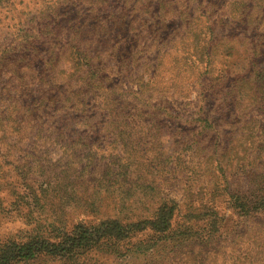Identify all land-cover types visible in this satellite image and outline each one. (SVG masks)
Returning <instances> with one entry per match:
<instances>
[{
  "label": "trees",
  "instance_id": "1",
  "mask_svg": "<svg viewBox=\"0 0 264 264\" xmlns=\"http://www.w3.org/2000/svg\"><path fill=\"white\" fill-rule=\"evenodd\" d=\"M14 1L0 0V30L10 35L0 44V159L17 149L21 137L14 139L11 132L25 115L38 124L36 156L42 138L48 141L54 133L46 122L49 112L61 117L56 141L79 134L72 120L89 104L99 109L93 107L102 96L108 62L126 71L138 68L139 103L130 114L107 110L104 132L116 154L113 167L102 171L97 182L95 171L88 175L89 195L83 185L95 152L85 160L76 157L81 138L62 146L72 162L63 177L57 176V189L64 203H73L71 210L83 206L99 218L97 223L79 222L66 230L64 218L55 213L64 216L69 206L57 203L51 184L36 187L23 169L27 165L13 166L17 174L8 192L10 206L31 229L22 241L0 242V264H92L96 252L120 259L118 264H221L226 229L234 230L236 223L229 225L219 205L226 202L242 223L264 220V0H199L195 10L193 0H41L37 9L30 6L34 0H19L22 11L17 13ZM115 1L121 4L117 12L112 11ZM234 28L241 31L240 39L225 36ZM167 58L177 68L174 79L184 69L195 84L210 75L208 97L219 99L223 112L215 125L198 105L194 132L182 135L173 144L181 148L172 153L163 146L157 120L169 117V104L152 106L144 97L155 89L147 70L161 67ZM176 92L157 91L168 102ZM14 96L16 104L21 100L22 115L12 108ZM88 96L94 102H84ZM146 125L150 130L143 129ZM211 132L215 140L205 146ZM242 182L248 191L240 190ZM166 189L181 191L183 200L168 197ZM242 236L230 246V264H264V254L257 251L260 236Z\"/></svg>",
  "mask_w": 264,
  "mask_h": 264
},
{
  "label": "rangeland",
  "instance_id": "2",
  "mask_svg": "<svg viewBox=\"0 0 264 264\" xmlns=\"http://www.w3.org/2000/svg\"><path fill=\"white\" fill-rule=\"evenodd\" d=\"M198 1L199 0H193L191 9L195 10L198 7ZM226 1L227 0H220V3L226 4ZM18 2L19 0L14 1V13L22 11L21 6L18 4ZM119 2L120 1L114 2L112 11L117 12L120 10L121 4ZM39 4H42L41 0H34L33 2H31L30 6L34 9H37L40 7ZM254 16L258 19L260 18L259 14H255ZM41 31L42 29L40 28L39 32ZM5 33L8 34L7 29L2 28V30H0V44L5 42L4 40H2L4 37H10L9 34L5 35ZM181 33L182 36L186 35L183 29H181L180 34ZM240 33L241 31L239 29L234 28V30L232 29L228 33H226L225 36L229 38L240 39ZM217 34L219 36H222V34H224V28H218ZM55 36L56 35L54 33L52 37L55 38ZM183 42V44L187 45V42L189 41L184 40ZM234 45L237 46L235 42ZM137 64H140V62H137ZM174 64V61H171L170 58H167L165 59V61H163L161 67H157V69L152 67L147 70L146 77L147 79L154 82L155 89L148 92L147 96H144L146 98L150 97V104L152 106H160V104H158L157 102H165L166 104H169V117H163L162 110H159V112L156 110L159 115L162 116L161 118L157 119L162 127V129H160V136L163 140V146L168 148L169 153H172L173 150L178 151L181 148L179 145L173 146V144H178L183 138L182 135L194 132L192 130L191 123L198 116L196 114L198 105L202 106L204 112L206 111V113L211 116V118H213V122L215 123V125L219 124V120H221L220 114H223L222 111H219V99L216 100L215 98L208 97L211 93L210 75L203 78V82H201L200 84H195L192 73L188 69H184V71L180 73L179 78L174 79L173 76L178 73L177 68ZM214 65L218 67L217 63H215ZM107 66V74H104L106 76V79L104 80L106 81L104 82L105 85L103 93L101 94L102 96L99 98L96 97L97 106L93 107L99 109L92 110L90 109V107L92 108V106L94 105H88L86 103V105L90 106L89 109H86V113L85 111L83 114L77 113L79 115L78 118L75 119V121L72 120L74 123L79 124V127H76L79 131V134H65L62 143L56 141L55 139L57 138L58 132H60V129L62 128V126L59 125V123H61V117L58 118L57 114L49 112L47 114L48 118L46 122L49 123L48 125L52 124L54 133L53 135H51L50 140L48 141H44V139L42 138L40 142L41 145L39 146L38 150V155L36 156L33 132L37 129L38 124H36L33 119L29 118L27 115H25L24 118L17 120L18 126L15 125V128H13L14 132L11 133L14 139L17 137H21V140L19 141L17 149L10 157L0 159V242L22 241L23 239H25L31 229V226L26 223L27 221H25V219L21 217V215L16 211V207L10 206V201H12V198L9 196L8 192L12 188L11 181L14 180V176H16L17 174L13 166H18L21 168L23 165H27L23 169L26 170V173L30 175L31 184L36 185V187H43L44 185H48V183H50V186H52L53 188V193L57 196L55 200L58 204H63L64 199L61 197V194L57 189L59 180L56 178L58 175H60V177H63L65 172L69 171L68 166L66 167L67 162H72V160H69L72 158L69 153L64 155V149H62V146H72L81 138V140H84L83 148L80 146L77 147L76 151L78 153L74 149L76 157L81 158V160H85L90 152H95L92 153L95 156V162H93L92 165L88 166V170L86 172L87 181L83 185L87 187L86 190H83L85 195H89L91 193L92 184L88 182V175L93 174L92 171H95L94 177H96L95 182H97L98 179L103 176L102 171H104L107 167H113V156L116 154L114 148L116 147L113 146L110 136H107L104 132V130L108 128V126L105 125L107 110H116V112L122 111V113L125 112L126 114H130L135 105H138L139 102L137 103V101H135V93H137L138 87L136 79L134 78V75L138 71V68L135 69L133 67H129L126 71L125 68H117L114 62H108ZM7 78V75L3 76L4 80ZM165 89L167 90V92H172V90L178 91L176 92L178 93V95L174 94L173 101L168 102L164 99H159L160 94H158L157 91ZM204 96L207 99L206 102L202 101ZM15 98L16 96H14V99L11 100L12 108H14V110H20L19 106L21 105V100H19L16 104ZM101 99H106L109 105L106 106V104H102ZM24 101H26V99H24ZM84 102L90 103L94 101L91 97L88 96L86 97ZM186 103H189V106L183 107L180 105ZM1 109L4 110L5 108ZM22 114H24V112L20 110L18 115ZM255 115L256 114L253 113V116ZM73 122H70V124H73ZM54 123H57V126H55ZM147 126L148 125L144 126L143 128L146 131L150 130ZM20 129L26 130L28 131V133L18 134L16 130ZM214 135L215 134L212 132L208 133L205 146H210V143L215 140ZM89 149L90 151H88ZM234 181L236 184L240 182L236 181V179ZM241 184L242 185L240 187V190L248 191L245 183L242 182ZM165 194H167V196L170 198H176V200L178 201L181 199L183 200L181 191L179 192L166 189ZM64 204L66 206H69L64 209V216H62L60 212L55 214H57L56 216L58 217L64 218L66 230L70 229L73 224L79 222H84L86 224H95L98 222L97 219L99 218H92L90 215H88V209H86L85 207L79 206L78 208H75V210H71V207L73 206L72 202ZM219 210L224 214L226 218L231 219L229 225H231L232 223H236L235 227L232 228L234 230L231 231L230 227L229 229H226L227 233L229 234L226 235L223 245L227 247V250H225V259L223 258L221 264L232 263V260L230 258V256L232 255V253L230 252V246H233V244L236 243L234 241L238 242L239 239L243 238L242 234L253 237L260 236L262 246L261 248H257V251L264 254V220H259V222L258 220L254 221L253 219H247L242 223L241 221L243 218H237L234 213H232V210L229 208L227 203L224 201L219 205ZM135 213L137 214V212ZM144 216H146V214H144ZM262 216L263 215L261 214L256 218H261ZM176 220L178 223H180L179 218H176ZM255 251L256 250L254 249L248 254L253 255ZM121 262L122 261L120 259H115L112 256L109 257L99 252L91 255L92 264H118ZM32 264L57 263L37 261ZM216 264H220V261H218Z\"/></svg>",
  "mask_w": 264,
  "mask_h": 264
}]
</instances>
